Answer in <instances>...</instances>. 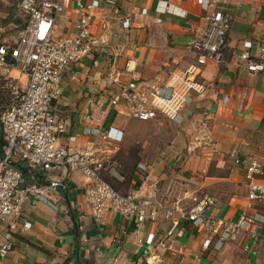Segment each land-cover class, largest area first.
I'll return each instance as SVG.
<instances>
[{
    "label": "crops",
    "instance_id": "obj_1",
    "mask_svg": "<svg viewBox=\"0 0 264 264\" xmlns=\"http://www.w3.org/2000/svg\"><path fill=\"white\" fill-rule=\"evenodd\" d=\"M76 1L57 21L59 36L75 32ZM81 1L94 4L96 48L64 77L62 93L54 104L58 117L68 122L60 143L75 136L73 145L85 147L93 142L107 150L102 156H113L120 165L119 177L113 178L123 193L163 196L169 203L178 201L186 207L209 201L208 213L238 219L247 210L248 189L243 171L233 162L236 156L258 158L252 155L258 152L252 149L251 134H264V75L248 72L241 55L250 52L257 59L261 54L264 0ZM19 4L0 0V44L19 35L26 24ZM215 10L232 16L223 60L203 67L206 91L182 113L180 123L161 117L138 121L128 117L122 105L99 116L109 97L120 89L118 83L107 81L111 65L123 70L126 60L134 59L136 78L147 81L164 79L165 67L186 68L195 60L185 46L199 35ZM28 79L16 66L0 71V111L12 85L22 90ZM131 80L126 74L121 77L123 83ZM90 111L97 116L93 120L86 116ZM100 124L109 129V143L93 132ZM259 155L264 166V155ZM140 164L147 169L142 170ZM24 168L23 186H41L46 174ZM61 172L49 174L50 179L65 184V191L51 194L54 202L32 196L22 205L19 221L30 223V228L13 232L8 222L0 221V245L10 240L14 246L12 253L0 258V264H264V222L256 240L243 234L221 249L213 241L205 250V229L188 222L166 238L169 223L162 219L139 225L110 215L97 221L86 200L87 179L77 171L68 177ZM235 183L240 185L238 193L232 189ZM249 212L264 218V201L253 203Z\"/></svg>",
    "mask_w": 264,
    "mask_h": 264
},
{
    "label": "built area",
    "instance_id": "obj_2",
    "mask_svg": "<svg viewBox=\"0 0 264 264\" xmlns=\"http://www.w3.org/2000/svg\"><path fill=\"white\" fill-rule=\"evenodd\" d=\"M71 2L21 0L19 7L25 15L26 24L19 35L0 44V71L16 66L29 77L27 86L22 90L12 85L0 111L3 152L0 157V221L8 222L13 232L30 228V223L25 221L21 224L19 221L22 205L32 196L51 202V194L60 189L65 191V184L50 179L49 174L62 171V175L68 177L77 171L87 179L86 200L97 221L110 215H119L139 225L162 219L169 223L166 238L173 237L183 223L188 222L196 229H205V250L212 246L213 241L216 242L215 248L221 249L226 243L239 240L243 234L258 239L264 218L249 212L253 203L264 201V166L258 158L236 156L234 159L233 164L243 171L248 193L247 210L238 219L231 220L208 213L209 201H199L186 207L178 201L169 203L163 196L139 197L134 192L123 193L106 178L119 177L117 169L120 166L113 156H102V153H108L107 150L93 142L85 147L73 145L75 136H70L66 144L60 143L68 122L58 117L54 104L62 93L64 77L74 63L91 55L96 48L92 34V3L77 0L78 20L74 34H57V21ZM125 21L128 26L129 19ZM231 25L232 16L221 10L208 15L199 35H195L185 46L195 62L186 68L165 67L164 79L147 81L136 78L134 59L128 58L123 70H119L116 64L111 65L107 81L118 83L120 89L116 96L109 97L99 116L105 117L111 109L122 105L126 115L138 121H157L161 117L180 123L182 113L206 91L201 78L203 67L222 62ZM260 50L257 59L250 52L241 55L246 70L254 75H264V44L260 45ZM123 74L132 80L123 83ZM86 116L90 120L97 117L91 111ZM93 132L103 142H110L109 129L103 124ZM139 166L144 171L147 169L145 165ZM24 167L30 173L40 170L46 174L41 186H23ZM13 251V243L7 240L0 245V258H6Z\"/></svg>",
    "mask_w": 264,
    "mask_h": 264
},
{
    "label": "rangeland",
    "instance_id": "obj_3",
    "mask_svg": "<svg viewBox=\"0 0 264 264\" xmlns=\"http://www.w3.org/2000/svg\"><path fill=\"white\" fill-rule=\"evenodd\" d=\"M17 1L19 2L20 0H17ZM251 135L253 137L252 138V144H253L252 149L258 152V154H252V155L258 156V158L260 157L259 159H261V155H259V154L264 155V134L260 131H256V132H253ZM117 170L118 171L121 170L120 167ZM212 173H214V171H212ZM220 185L226 187L225 186L226 184L225 185L220 184ZM231 185L234 186V187H232V189L235 193H238L241 191L240 185H238L236 183L231 184ZM221 190H222V188H221ZM213 192H215V191L213 190Z\"/></svg>",
    "mask_w": 264,
    "mask_h": 264
},
{
    "label": "trees",
    "instance_id": "obj_4",
    "mask_svg": "<svg viewBox=\"0 0 264 264\" xmlns=\"http://www.w3.org/2000/svg\"><path fill=\"white\" fill-rule=\"evenodd\" d=\"M21 1V0H20ZM107 178V180L110 182V184L114 187V188H116L117 190H119L118 188H117V186H116V179H114V178H111V177H106Z\"/></svg>",
    "mask_w": 264,
    "mask_h": 264
}]
</instances>
